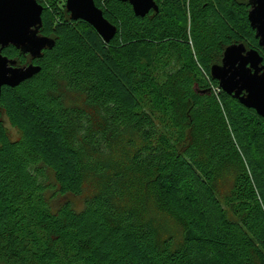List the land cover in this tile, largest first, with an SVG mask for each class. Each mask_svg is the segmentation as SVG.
<instances>
[{
    "label": "trees",
    "instance_id": "trees-1",
    "mask_svg": "<svg viewBox=\"0 0 264 264\" xmlns=\"http://www.w3.org/2000/svg\"><path fill=\"white\" fill-rule=\"evenodd\" d=\"M155 1L158 12L138 17L129 2L94 0L117 28L106 43L65 0H38L39 35L54 46L37 59L2 50L41 71L0 96V264H264V119L211 76L234 44L264 65L249 0ZM192 117L204 122L195 140ZM128 140L131 163L152 173L161 206L183 225L177 241L120 205L114 182L76 207L87 167L104 165L95 156Z\"/></svg>",
    "mask_w": 264,
    "mask_h": 264
},
{
    "label": "water",
    "instance_id": "water-1",
    "mask_svg": "<svg viewBox=\"0 0 264 264\" xmlns=\"http://www.w3.org/2000/svg\"><path fill=\"white\" fill-rule=\"evenodd\" d=\"M65 1L71 18L87 22L106 43L116 36V26L104 17L94 0ZM120 1L129 2L138 17H145L152 10L159 11L155 0ZM249 4V22L264 51V0H249ZM43 9L38 0H0V96L4 87L16 88L41 71L34 64L18 67L15 60L2 54L3 49L13 46L22 55L37 59L55 44L53 39L39 35ZM211 76L223 92L254 109L264 119V65L258 51L248 50L243 44L229 46L222 64L212 66Z\"/></svg>",
    "mask_w": 264,
    "mask_h": 264
},
{
    "label": "rangeland",
    "instance_id": "rangeland-1",
    "mask_svg": "<svg viewBox=\"0 0 264 264\" xmlns=\"http://www.w3.org/2000/svg\"><path fill=\"white\" fill-rule=\"evenodd\" d=\"M189 30L192 34L191 37H193V31L198 30V28L195 29L190 26ZM206 36L208 37V41L210 40L209 42L207 41L209 43L208 45L212 47L209 56L215 60L220 59L222 47L211 41L208 35ZM64 96L69 104L77 106L84 105L83 99L80 97L81 95L77 93L64 92ZM89 112L95 121H97L98 116L93 113L94 111L89 110ZM203 123V119L192 117V120L186 125L189 129V139L193 140L194 138L195 140L197 137L196 133L199 130L198 125ZM5 125L11 137L17 139L19 137L18 130L12 127L7 119ZM130 146L131 141L129 140L126 143L119 142L118 145L113 144L108 151L109 153L104 158H96L95 156L96 163H103L104 165L101 169H96V165L92 169L87 167L85 193L83 197L74 199L77 209H81L85 200L92 196L94 192L105 188L107 183L114 182V185L120 190V205L135 210L142 220L151 223L157 230L160 239L172 237L175 241L179 240L183 232L182 223L161 206L154 188L152 173L146 170H139L133 166L130 158L132 151H134L132 148L134 147ZM99 171L103 172V174H99ZM221 173L218 188L221 195H224L230 186L231 170L225 168Z\"/></svg>",
    "mask_w": 264,
    "mask_h": 264
}]
</instances>
